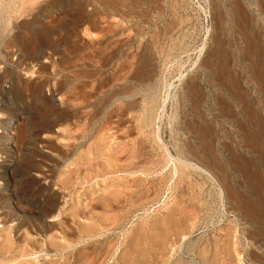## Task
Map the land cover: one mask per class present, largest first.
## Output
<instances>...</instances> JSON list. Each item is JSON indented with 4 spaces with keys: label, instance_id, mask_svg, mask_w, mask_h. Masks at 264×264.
I'll list each match as a JSON object with an SVG mask.
<instances>
[{
    "label": "rangeland",
    "instance_id": "1",
    "mask_svg": "<svg viewBox=\"0 0 264 264\" xmlns=\"http://www.w3.org/2000/svg\"><path fill=\"white\" fill-rule=\"evenodd\" d=\"M103 1L0 0V264H264L225 191L178 161H191L181 142L210 160L189 121L212 138L230 187L255 200L229 154L264 181L263 167L223 119L238 107L201 62L218 66L222 46L239 89L264 105L243 35L264 49V0ZM225 232L235 252L223 249Z\"/></svg>",
    "mask_w": 264,
    "mask_h": 264
},
{
    "label": "bare ground",
    "instance_id": "2",
    "mask_svg": "<svg viewBox=\"0 0 264 264\" xmlns=\"http://www.w3.org/2000/svg\"><path fill=\"white\" fill-rule=\"evenodd\" d=\"M104 1H108V0H104ZM103 1V2H104ZM111 1V0H110ZM117 1V0H116ZM126 1V0H125ZM142 1V0H141ZM157 1V0H156ZM155 1V2H156ZM10 2V1H8ZM12 2V1H11ZM16 3V2H13ZM31 3V2H30ZM109 3V1H108ZM107 3V4H108ZM153 3V2H152ZM232 3V1H231ZM2 4V3H1ZM6 4V3H5ZM4 4V5H5ZM12 4V3H11ZM233 4V3H232ZM8 5V3H7ZM6 5V6H7ZM109 6H111V4H108ZM174 5V4H173ZM20 6V5H19ZM216 6V5H215ZM232 6V5H231ZM235 6L237 8V19L242 22L243 24H245V22L247 21L248 17L246 15V13L243 11L242 8H240V6L237 4V1H235ZM260 6L261 9L264 11V2H260ZM11 6H9L8 8H10ZM14 7V6H13ZM27 7V6H26ZM112 11L117 10L115 8V6H113L112 4ZM131 8V7H130ZM245 8V7H244ZM13 9V8H12ZM123 9V8H122ZM134 10V9H133ZM145 10V9H144ZM107 11V10H106ZM142 11V10H141ZM5 12V11H4ZM16 12V11H15ZM116 12V11H115ZM13 13V12H12ZM23 13V12H22ZM8 14V13H7ZM18 14V13H17ZM113 14V13H112ZM136 14V13H135ZM123 15V14H122ZM2 17V16H1ZM121 19V18H120ZM138 19V18H137ZM142 19V18H141ZM140 19V20H141ZM144 19V18H143ZM223 19V18H222ZM11 20V19H10ZM236 21V20H235ZM249 21V19H248ZM8 22V20H7ZM249 24V23H248ZM178 25V24H177ZM163 26V25H162ZM169 26H170V22H169ZM8 29V28H7ZM172 29V28H171ZM222 29V28H221ZM165 30V28H164ZM237 33V32H236ZM90 37L92 39H94L96 37L95 33L89 32ZM157 35V34H156ZM244 35V41H245V49L247 50V53L250 54V56H252L253 58L249 61V63L246 65V71L250 74V78L251 81L254 83V85H256L259 90H261L264 93V59L263 63L259 62V56L257 54L260 53V50H262V47L259 43H255L253 42L251 39H248V36L246 34ZM250 35V34H249ZM160 36V35H159ZM225 36V35H224ZM238 36V35H237ZM252 37V36H251ZM218 39V38H217ZM230 44V43H229ZM171 45V44H170ZM242 45V44H241ZM168 47V46H167ZM202 47V46H201ZM222 47V46H221ZM219 46V44H217L216 48L214 49V61H216V63L218 64L215 65L210 63L209 60H207V58H203L201 64H203L204 67L207 68V72H208V77L211 80L210 82L212 83V85H217L220 89V91H224L227 93V95L229 97H231L234 101L236 106L238 107V111L240 114H237L238 116H236V112L232 111L230 109V111H225L221 114L223 116L224 120H227L228 122H231L235 127L238 126V132L240 133V135L243 137L242 141L244 140V146H246L250 151H252L254 154H256L257 160L258 162L262 165L263 170H264V105L262 104H257L256 106H253V103H251V100L247 99V96L244 92V90L242 91L241 89H239V85H238V77L235 76V74L233 75L230 72V66L228 63V59L225 55V49L223 50ZM224 47V46H223ZM160 49V48H159ZM158 49V50H159ZM234 50V49H233ZM238 50V49H237ZM244 51V50H243ZM167 54V53H166ZM169 54V53H168ZM228 54V53H227ZM244 58H246L244 56V54H242ZM260 55V54H259ZM262 55V54H261ZM247 56V55H246ZM235 57V56H234ZM243 58V59H244ZM40 59V58H39ZM38 59V60H39ZM231 59V58H230ZM39 62V61H38ZM41 62V61H40ZM147 62V61H146ZM262 65H261V64ZM42 64V63H41ZM43 65V64H42ZM237 65V64H236ZM244 65V64H243ZM143 66V65H142ZM43 67V66H42ZM47 68V67H46ZM48 69V68H47ZM138 69V68H137ZM140 69V68H139ZM203 69V68H202ZM27 71V70H26ZM41 71V70H40ZM31 74V73H30ZM38 74V73H37ZM139 74V73H138ZM1 76V75H0ZM194 76V75H193ZM198 76V75H197ZM143 77V76H142ZM27 78V77H26ZM30 78V77H29ZM207 79V78H206ZM26 80V79H25ZM35 81V80H34ZM188 81V80H187ZM196 82V81H195ZM22 83V82H21ZM20 83V84H21ZM28 83V82H27ZM190 83V82H189ZM153 84V83H152ZM241 84V83H240ZM198 86V85H197ZM150 87V86H149ZM187 88V92L189 94V97L192 99V102L194 105H197L201 99H202V95L201 92L199 91V89H197V87L192 86V85H188ZM257 92V91H256ZM203 93V92H202ZM152 94V93H151ZM223 94V93H222ZM254 96V95H253ZM252 96V97H253ZM251 97V98H252ZM219 98V97H218ZM260 98V97H259ZM255 99V98H254ZM165 100V99H164ZM218 100V99H217ZM153 101V100H152ZM217 102H221L220 100ZM260 102V100H259ZM212 103V102H211ZM233 103V102H232ZM154 104V103H153ZM152 104V105H153ZM221 105V104H220ZM224 105H221V107ZM232 106V105H231ZM147 107V106H146ZM195 107V106H194ZM193 107V108H194ZM227 107V106H226ZM191 108V107H190ZM196 109V107H195ZM235 109V107H234ZM48 110V109H47ZM143 110V109H142ZM152 110V109H151ZM222 110V109H221ZM193 112L195 110H192ZM220 112V111H219ZM222 112V111H221ZM197 113V112H196ZM207 113V112H206ZM144 116V122L148 121V119ZM152 116V114H151ZM154 117V116H153ZM181 117V116H180ZM221 117V116H220ZM152 119V117H150ZM244 121V123L242 124V122ZM143 122V123H144ZM148 122H151L148 121ZM145 123L146 124H148ZM189 122V121H188ZM188 122H184V128L186 130H192L196 137L198 138L200 144H202L201 150L205 151L207 153V156L210 157V160L208 158H206L205 156H203V154L200 153V151L196 148V146L191 145V144H182V142L179 144V151L180 153L183 154L182 157H188L191 158L190 160H185L183 159L178 160L181 164L193 169L196 172H199L203 175H205V177H208L209 180L216 186L219 187L220 191H225L226 193V199L229 205V208L233 210H235L236 212H238L241 215V218L244 222V224H246V231L248 234V237H250L252 240L255 239V241H258L264 248V181H263V177L261 172L256 169L254 166L252 167L249 162L246 160V158L242 155V154H234L232 152H230L229 154V159L231 162V167L234 170V172H240L242 174H244V176L246 177V181L250 187V189L254 192L256 198L253 202H250V199L246 198L243 194H240L238 192L235 191V189L233 190L230 185L228 184V182L230 181L229 179H226L223 171V168L220 164V160L218 159L217 155H216V150H215V146L212 148L211 147V140H207L205 141L204 139V134L202 131L195 129L193 126H191ZM206 124V123H205ZM229 124V123H228ZM150 125V124H149ZM199 126V125H198ZM231 126V124H230ZM8 127V126H7ZM147 127V126H146ZM147 129V128H146ZM203 129L206 130V128L204 127ZM202 129V130H203ZM155 130V129H154ZM185 130V131H186ZM215 130V129H214ZM148 131V130H147ZM209 131V130H208ZM7 132V131H6ZM150 132V131H148ZM155 132V131H154ZM151 133V132H150ZM153 133V132H152ZM151 133V134H152ZM191 133V134H192ZM148 134V133H147ZM190 134V133H189ZM206 134V133H205ZM8 135V134H5ZM155 135V134H154ZM153 135V136H154ZM213 135V134H212ZM151 136V135H150ZM206 136V135H205ZM210 136V135H209ZM240 137V136H239ZM155 138V137H154ZM142 139V138H141ZM157 139H159V137H157ZM214 142V140H213ZM194 143V142H193ZM136 144V143H135ZM164 145V144H163ZM225 145V144H224ZM198 146V143H197ZM145 147V146H144ZM228 147V145H227ZM227 149V148H226ZM133 150V149H132ZM139 150V149H138ZM163 150V149H162ZM220 150V149H219ZM223 150V149H222ZM229 150V149H228ZM143 151V150H142ZM146 152V151H145ZM169 152V151H168ZM167 152V153H168ZM220 152V151H219ZM225 153V152H224ZM3 154V153H2ZM12 156V154H10V157ZM149 157V156H148ZM7 158V157H6ZM171 158V157H170ZM119 159V158H118ZM221 159V158H220ZM154 160V159H153ZM114 161V160H113ZM157 161V160H156ZM148 163V162H147ZM155 163V162H154ZM253 163V162H251ZM161 164V163H160ZM226 165V164H225ZM230 166V163H229ZM186 167V168H187ZM226 168V167H225ZM177 169V168H175ZM175 169L173 172H175ZM179 170V169H178ZM185 170V169H184ZM226 170V169H225ZM249 170V171H247ZM6 172V171H5ZM179 172V171H178ZM184 172V171H183ZM171 174V173H170ZM173 174V173H172ZM187 174V173H186ZM173 176V175H172ZM181 177V176H180ZM218 177L221 178V180L218 179ZM228 177V176H226ZM188 179V176H187ZM227 180H229L227 182ZM7 182V181H6ZM180 183V182H179ZM187 183V182H186ZM231 183V182H230ZM212 184V185H213ZM7 185V184H6ZM211 185V186H212ZM133 186V185H132ZM203 186V185H202ZM210 186V185H209ZM44 187V186H43ZM129 187V186H128ZM157 188V187H156ZM184 188V187H183ZM186 188V187H185ZM190 188V187H189ZM142 189V188H141ZM185 190V189H184ZM202 191V190H201ZM54 192V191H53ZM215 192V191H214ZM190 193V192H189ZM243 193V192H242ZM52 194V193H51ZM49 194V195H51ZM211 194V193H210ZM187 195V194H185ZM48 196V195H47ZM177 197V196H176ZM1 198V197H0ZM52 198V197H51ZM178 198V197H177ZM47 199V197H46ZM50 199V198H49ZM48 200V199H47ZM183 200V199H182ZM55 201V200H53ZM52 201V202H53ZM199 201V200H198ZM46 202V201H45ZM44 201L41 203V211L40 214L44 215L47 214L48 211L46 210V203ZM50 202V201H49ZM50 202V203H52ZM197 203V202H196ZM49 205L51 206V204H48V208ZM54 205H52L51 207H53ZM225 206V205H224ZM189 207V206H188ZM193 207V206H192ZM191 207V208H192ZM201 207V206H200ZM47 208V209H48ZM51 210H55L51 209ZM186 210V209H185ZM32 211V210H31ZM19 212V211H18ZM29 212V211H28ZM34 213V212H33ZM35 214V213H34ZM53 214V213H52ZM42 215V216H43ZM51 215V214H50ZM161 215V214H160ZM3 216V215H2ZM48 216V215H47ZM46 216V217H47ZM45 217V216H44ZM43 217V218H44ZM45 217V218H46ZM239 217V216H238ZM40 218V217H39ZM42 218V219H43ZM45 220V219H44ZM162 223V222H161ZM167 223V222H166ZM169 223V222H168ZM24 224V223H23ZM173 226V225H172ZM245 226V225H244ZM166 227V226H165ZM170 227V226H169ZM167 228V227H166ZM165 228V230H166ZM224 228V227H223ZM43 229V228H42ZM160 229V228H159ZM174 231V230H173ZM164 232V231H163ZM180 232V231H179ZM221 232V231H220ZM229 232V231H227ZM227 232H225L223 235L225 242L223 244V249L229 254L230 252H235V247L231 248V234H227ZM177 233V232H176ZM220 234V233H219ZM218 234V235H219ZM217 235V236H218ZM246 236V235H244ZM248 237H245L246 239H248ZM132 238V237H131ZM130 238V239H131ZM156 238V237H155ZM214 238V237H213ZM220 238V237H218ZM249 238V239H250ZM162 239V238H161ZM176 239V238H175ZM248 239V240H249ZM167 240V239H165ZM216 240V239H215ZM230 240V241H229ZM158 241V240H157ZM162 241V240H161ZM214 241V240H213ZM250 241V240H249ZM244 242H246V246H248L247 244L249 243L248 241L244 240ZM251 242V241H250ZM165 243V242H164ZM234 243V241H233ZM252 243V242H251ZM217 244V243H216ZM256 244V243H255ZM87 246V245H86ZM89 246V245H88ZM218 246V245H217ZM236 246V245H235ZM259 246V245H258ZM140 247V246H139ZM164 247V246H163ZM245 247V246H244ZM85 248V247H84ZM222 248V247H221ZM133 250V249H132ZM138 250V249H137ZM259 250V249H258ZM139 251V250H138ZM237 251V249H236ZM251 251V250H250ZM74 252V251H73ZM157 252V251H156ZM261 252V251H260ZM126 253V252H125ZM133 253V251H132ZM131 253V254H132ZM124 254V253H123ZM134 254V253H133ZM236 254V253H235ZM258 254V253H257ZM252 255L255 260H262L263 258L261 256L258 255ZM241 256L238 252L237 257ZM249 256V254H248ZM128 257V256H127ZM130 257V256H129ZM158 257V256H157ZM242 257V256H241ZM126 260V257L121 258V263L123 264ZM132 261V260H131ZM91 262V261H90ZM128 262V260L126 261ZM133 263V262H132ZM212 263V262H211Z\"/></svg>",
    "mask_w": 264,
    "mask_h": 264
}]
</instances>
